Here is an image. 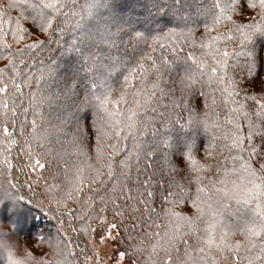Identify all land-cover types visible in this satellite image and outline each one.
Instances as JSON below:
<instances>
[{"label":"snow or ice","instance_id":"1","mask_svg":"<svg viewBox=\"0 0 264 264\" xmlns=\"http://www.w3.org/2000/svg\"><path fill=\"white\" fill-rule=\"evenodd\" d=\"M7 7L20 11L15 20L6 12H0V54L7 53L12 57L0 72H7L9 66L15 67V61L30 49L39 48L43 52L54 39L62 47L64 34L68 32L72 39L61 57L62 67L60 61H56L54 66L48 67L46 75L32 77L37 84L42 80L54 82L59 89L55 94L40 97L33 94L25 106L20 95L24 84L17 83L11 72L7 78L0 79V153H8L4 160L11 167L9 157L14 148L9 145L21 147L16 135L18 128L26 147L19 153L25 162L17 171L27 177L25 184L29 193L27 197L18 194L22 186L14 183L11 176L0 184V264H29V261L31 264H48L27 249L22 256L18 254L17 232L28 219L31 206L40 203L38 196L44 194L50 201L56 199L51 193L53 188L60 186L49 184L44 171L53 164L58 170L63 161L64 153L52 147L61 144V134L78 151L87 138L89 148L95 149L97 167L88 177L77 168L72 190L56 199L57 206L64 199H83L85 190L98 194L97 189L92 188L93 184L103 191H109L107 185L113 184L108 199H100L104 208L97 213L99 226L107 223L109 230L119 227L116 223H108L107 217L101 215L109 211L111 204V210L121 221L126 214L137 221L132 224V231L145 226L156 228L155 232L138 233L142 237L140 243L151 249L147 264H188V259L180 256L179 245H184L187 257L188 249L193 247V237L197 238L198 244L194 249L197 252L195 264H245V261L246 264H264V153L260 151V145L254 143L258 134L264 144V96L256 98L240 87L245 83L259 84L260 91L264 92V0H10ZM248 9L255 15L249 14L245 19L244 13ZM25 20L31 21L27 28L22 25ZM200 25L205 29L200 44L201 50H206L202 57L190 54L182 61L179 56L170 61L167 56L160 59L154 55L161 36L179 33L186 42L191 37L194 46L193 33ZM33 27L48 34L45 40H35L13 50L12 43H20L24 38L22 34L30 33ZM221 27L223 31H219ZM213 32L216 34L210 35ZM9 35L10 41L6 39ZM218 43L223 44V49L217 46ZM160 47L163 49L164 45ZM175 47L173 45V49ZM180 47L182 50L183 46ZM237 68L247 73L248 81L237 80L230 74ZM125 69L123 90L115 101L117 107L109 111L108 106L113 103L110 100L112 85L116 83L113 76L118 77ZM146 73L155 76L150 85L143 76ZM132 77L147 86L132 92L135 87L131 84ZM205 81L226 84L228 87L220 91L228 97L239 95V91L233 93L232 89L245 91L244 99L254 101L256 109L245 114L247 136L237 125V131L231 137L229 159L233 168L225 167L224 177L231 171L235 178H221L211 187L203 183L204 178L211 180V177L202 178L200 173L205 168L211 171L213 165L207 159L204 163L196 160L203 143L202 140L198 143V138L209 130L207 113L202 111L199 103V97L204 93L197 94L198 87L203 89ZM127 95H131L135 103L132 108L120 109V102ZM17 100L21 102L18 104ZM53 103L58 112L57 123L46 128L38 125L37 119L45 120V113L40 110L42 106L51 107ZM146 106L151 108V120L140 114ZM159 108L162 110L158 111ZM30 112L33 119L29 127L27 116ZM21 115L24 119L17 125ZM105 128H110L117 141L125 142L119 153L116 145L111 143L108 145L111 150L105 152ZM53 133L56 140L52 139ZM93 139L96 141L94 146ZM128 141L133 142L132 151L127 147ZM205 152L210 158L212 153L207 148ZM244 152L248 153L247 159L242 155ZM116 155L121 157L119 173L123 183L119 180L114 183L113 157ZM158 157L162 163L153 169L151 179L141 184L137 172V178L133 180L132 167L145 160L155 161ZM257 162L258 168L255 167ZM125 168L128 169L126 172ZM216 168L219 171V162ZM32 174H36L35 179ZM157 177L162 182V205L190 202L195 213L187 217L165 209L170 221L171 217H177V221L157 224L160 217L151 207L157 191L146 187ZM16 179L18 181L19 177ZM193 184L197 185L194 196L191 193ZM134 186L139 197L131 196ZM125 192L130 198H123ZM122 199L123 204L119 203ZM48 210L52 211L51 208ZM237 235L243 239L235 240ZM106 239L101 236L102 241ZM62 243L60 240L50 245L59 257L56 264H66L65 257L69 255L66 245L60 247ZM130 247L133 255L139 251L135 245ZM128 255L127 252L119 253L121 260Z\"/></svg>","mask_w":264,"mask_h":264},{"label":"trees","instance_id":"2","mask_svg":"<svg viewBox=\"0 0 264 264\" xmlns=\"http://www.w3.org/2000/svg\"><path fill=\"white\" fill-rule=\"evenodd\" d=\"M10 0H0V12H6L10 15L14 20L18 17L19 9L17 8H8L7 5ZM78 2H83V0H78ZM255 15V12L251 9H248L246 13H244V18L247 19L248 15ZM234 19H238V17L234 16ZM22 25L27 28L31 25L30 20L22 21ZM219 31H223L221 27ZM205 32L203 25H200L196 28L193 33L195 37V45L191 43V37L186 42L185 38L181 36L179 33L176 35L169 36H161L156 45V52L154 55L160 59H163L164 56H167L170 61H174L176 56L181 58H186L188 55L192 54L197 58H200L204 55V51L201 50V36ZM213 32L210 35H215ZM24 38L20 43H12V49L22 47L24 44L32 43L35 40H45L47 33H40L39 29L32 28V31L27 34H22ZM7 40H11V36L9 35ZM72 34L71 32L64 34V40L61 45L57 44L55 39L53 40L50 47L46 46V49L43 52H40L39 48L30 49L25 53L24 57L17 59L15 61V67L9 66L7 72H0V79L7 78L9 72L13 73L16 77L17 83H23V91L20 94L21 100L27 106L28 100L35 94L37 97L42 95H47L48 93L55 94L59 89L55 85V83H45L43 80L40 84H37L35 79L32 77H41V74H47V69L49 66H54V62L60 61V66L62 67L61 57L65 55V50L68 47V44L71 42ZM160 45H164L162 49ZM173 45H175V49H173ZM183 46L181 50L180 46ZM218 47L223 49V44L218 43ZM229 47H234V45H230ZM33 57H35L33 59ZM9 59H12L7 53L0 54V70L4 69L6 65H8ZM21 61H24L23 63ZM134 66V65H133ZM127 74V69L123 73H121L118 77L113 76V80H116V83L112 85L113 94L110 96V100L113 102L108 106L109 111H113L116 109L117 105L115 101L121 96L122 93V84L124 80V75ZM230 74H234L237 80L243 79L244 81H248L249 77L246 72H241L238 68L231 70ZM144 78L147 79L148 85L151 84V81L155 79V76L151 74H143ZM27 77V80L25 79ZM111 83V82H110ZM131 84L135 85L131 89L132 92H135L139 87H146L147 85H143L139 82L136 77L131 78ZM225 85H218L216 83H209L205 81L203 89L198 87L197 94L199 95L200 91H203L204 95L199 97L200 107L203 112L207 113V118L209 121V130L206 134L202 135L198 138V143L202 140L203 143L200 144V151L196 154V160L200 163H204V160L207 159L208 163L212 164L213 167L211 171L205 168L201 173V177H211V180L204 178L203 183L211 187L213 183L218 181L221 178L226 179H234V175L231 171L227 177H224L225 167L229 170L233 168V163L229 159V146L231 145V137L237 131V125L240 127V130L243 132L244 136L248 134L247 123L248 121L245 119V114H250L252 111H255L254 101L244 99L245 91H240L239 89H232L233 93L239 91V95L233 94L232 97H228L226 93H222L220 89L227 88ZM241 88L247 91L248 95L255 96L256 98H260L264 96V92L260 91V85L257 84L255 86L245 83L240 86ZM31 88V91H30ZM159 95V93H158ZM21 100H17L19 104ZM128 101H132V96L127 95L125 99L120 102V109H128L132 108L134 105V101L132 103H128ZM232 101H236L233 103ZM163 103H167V101H163ZM155 106V105H153ZM42 110L45 113V120L41 121L37 119V124L42 125V127L46 128L50 125H55L57 123V115L58 112L56 110V104L53 103L51 107L47 104L42 106ZM162 110V108H159ZM101 116H104L105 113L101 111ZM145 119L151 120V108L145 107V110L140 113ZM24 119V116L21 115L17 120V125H19L20 121ZM33 116L31 112L27 116V120L29 122V127L31 126V121ZM230 120H233L234 123H229ZM89 124L91 125V116L89 119ZM9 131L11 132L12 125L11 121H9ZM99 127V124L97 125ZM106 135L103 139V144L105 146V152L110 151L108 145L115 144L116 151L119 153L125 147V142L121 139L117 141L112 136V132L110 128H105ZM17 138L21 142V147H15L14 145H10L14 148L11 156L9 157V167L8 164L5 163L4 157L8 155V153H1L2 159L0 164L6 165V169H4V177L0 179V184L4 183L6 177L11 176L13 178L14 183H18L22 186V191L18 194L25 195L26 197L29 195L27 186L25 184V179L27 178L25 175H21L17 169L25 162V158L22 155H19L22 147H26L24 145V137L20 136L19 129L16 131ZM151 135V133H149ZM95 136V131L93 130V137ZM53 140H56L57 137L55 133L52 136ZM59 139L61 140L60 145H52L56 150L64 153L63 161L60 164L59 169L57 170L55 165L50 169H46L44 171V176L48 179L49 184L59 185V189L53 188L51 195L56 199H61L62 193H67L72 190L73 182L76 176L77 168L82 169V174L85 177L93 174L92 170L97 167L96 163V152L94 147L89 148L88 140L85 138L83 142V146L78 151L76 147H73L71 143H68L65 137L61 134ZM67 139H70L68 137ZM96 143L95 139L92 140V145L94 146ZM254 143L260 145V151L264 153V144L261 143L260 137L257 134L254 139ZM127 147L130 151L133 150V142L128 141ZM205 148L208 149L209 152L212 153L211 157L207 156L205 152ZM83 153V154H81ZM125 157L127 153L124 154ZM245 159L248 157V153L244 152L242 154ZM121 157L116 155L113 157L114 160V171L116 172V177L114 179V183L116 180H119L123 183L122 177H120L119 173V160ZM66 162V163H65ZM219 162L220 168L219 171L216 168L217 163ZM135 164V159L132 161ZM162 163L161 159L158 157L155 161H143L138 166L132 167V178L136 180L137 172L139 175V182L141 184L144 183L145 180L151 179V173L154 168H158V166ZM243 163V160L240 161ZM150 165V166H149ZM91 166V168L89 167ZM238 166V165H237ZM255 167H259V163L255 164ZM125 172L128 170L124 169ZM107 171V169H104ZM3 173V172H2ZM36 174H32V178L35 179ZM17 177L19 180L17 181ZM87 183V180L84 181ZM79 183V181H76ZM107 183V182H106ZM161 181H159L158 177L151 182L150 185L146 186L147 190L155 189L157 191V198L154 204L151 207L156 209V213L159 215V219L156 220L157 224H167V223H175L177 221V217H171L165 215V209H172L176 213L181 216L190 217L196 211L193 208L192 204L189 202L187 204H164L162 205L163 196L160 195V187ZM113 187V184H108L107 189L109 191H103L97 188L96 184L92 185L93 189H97V193L92 192L91 190L84 191V198L77 201L76 199L68 200L64 199L59 207L56 204V199L49 200L45 198L44 194H41L37 197V200L40 202L37 205L31 206L32 213L37 214H47L51 216L48 222H44V224L38 227L33 221L35 214H29L28 219L25 223H22L19 227V231L17 232V238L19 240H31L37 235L40 234L42 241L41 243L48 244L49 247L51 244L62 240V245L65 246L67 244L70 248L69 255L65 257L66 264H85L84 259L86 254H90L92 251V247L90 244V239L92 237L97 238L101 235V228L99 226L100 218L97 216V213L100 212L102 208H104V204L100 203L101 197L104 199H108V196L111 194L110 190ZM197 185L193 184L191 187V193L193 196L195 195V189ZM165 190L167 189L166 184L164 185ZM39 192L40 190L37 189ZM117 194L119 191L117 189ZM146 195V192H145ZM131 196L139 197V192L134 190L131 193ZM123 198H130L129 194L125 192L123 194ZM87 203H86V202ZM119 203L123 204V199L119 201ZM109 211L106 213H101V215L107 217V221L110 223H116L119 225L115 230V235L113 237V243L118 252H127L129 253L128 257L125 258L130 264H147L148 261V252L151 251L147 245H143L140 243L142 237L138 234L145 231L155 232L156 228H147L141 227L136 231H132V224L137 223L130 215H125L123 221L119 216H116L114 212L111 210V204L108 205ZM255 208V204L252 205ZM51 208L52 211L48 209ZM71 210V211H69ZM155 218V217H153ZM28 222V224H27ZM32 225H30V223ZM95 229V231H93ZM161 234L163 235V230L161 229ZM243 239L242 236L237 235L235 240ZM48 242V243H47ZM258 242V241H257ZM191 244L193 247L188 249V255L185 257V248L184 245H179V251L181 258L188 259V264H195V260L197 258V252L194 250L198 247L197 238L193 237L191 240ZM131 245H135L139 248V251L136 254L133 253V249L130 247ZM175 254V252L173 253ZM43 258L48 262V264H56L57 259L59 257L55 254V251L52 247L45 248L43 251ZM40 258V257H38ZM246 264V261H245Z\"/></svg>","mask_w":264,"mask_h":264},{"label":"rangeland","instance_id":"3","mask_svg":"<svg viewBox=\"0 0 264 264\" xmlns=\"http://www.w3.org/2000/svg\"><path fill=\"white\" fill-rule=\"evenodd\" d=\"M9 147H11L9 145ZM2 159V155L0 153V162ZM4 169H6V165H1L0 164V179L4 177ZM3 172V173H2ZM29 214H35L33 221L37 222V226L40 227L44 224V222H48L51 216H48L47 214H37V213H32V211ZM50 217V218H49ZM30 223V222H29ZM110 223V222H108ZM28 224V222H27ZM30 225H32L30 223ZM104 235L107 237L106 240L102 241L101 236ZM115 235V230L108 229V224H104L103 227L101 228V235L97 238L92 237L89 241L92 247V251L90 254H86L84 263L85 264H130L128 261L125 259L121 260L118 251H116V248L113 243V237ZM41 236L40 234L34 237L31 240H19L18 241V247H19V255H23V252L25 249L27 251L31 252L34 257L38 258H45L43 256V251L45 248H48V251L50 249L48 244L41 243L42 241L40 240ZM48 243V242H47ZM67 246V253L69 254V246ZM61 248H64V246L61 244ZM29 264H31V261H29Z\"/></svg>","mask_w":264,"mask_h":264}]
</instances>
